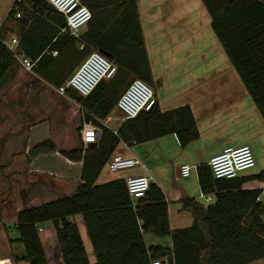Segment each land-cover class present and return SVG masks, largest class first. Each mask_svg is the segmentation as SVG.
Instances as JSON below:
<instances>
[{"label":"trees","instance_id":"trees-1","mask_svg":"<svg viewBox=\"0 0 264 264\" xmlns=\"http://www.w3.org/2000/svg\"><path fill=\"white\" fill-rule=\"evenodd\" d=\"M91 13L85 31L75 39L61 31L65 19L45 0H18L12 4L7 23L20 29L13 54L4 44L9 29L0 26V83H6L17 56L34 62L33 73L55 88L71 76L93 51L111 56L115 76L100 83L86 98L68 92L81 107L82 122L100 131L95 148L57 151L50 142L36 145L31 157L59 152L72 162H81L76 193L38 207L24 208L16 215L13 230L23 255L15 263L91 264L77 225L81 216L92 247V264H249L264 259V206L256 199L260 190H243L241 182L216 180L209 167L198 171L202 193L215 197L212 205L194 200L183 208L193 215L192 226L169 228L167 204L162 192L149 186L135 204L122 179L103 185L96 180L121 143L132 146L174 134L185 146L197 137L187 106L162 113L155 106L126 120L114 131L102 122L114 110L122 87L131 77L152 88L151 72L135 0H81ZM22 16L17 19V12ZM208 12L211 30L264 120V0H212ZM6 26V25H3ZM82 46L76 48V43ZM132 80V81H133ZM131 81V82H132ZM264 184V171L254 176ZM170 238V249L146 246L144 235Z\"/></svg>","mask_w":264,"mask_h":264},{"label":"crops","instance_id":"crops-1","mask_svg":"<svg viewBox=\"0 0 264 264\" xmlns=\"http://www.w3.org/2000/svg\"><path fill=\"white\" fill-rule=\"evenodd\" d=\"M15 1L18 0H0V26L7 23V15ZM211 2L135 0L156 106L162 113L187 106L195 122L197 137L185 146L180 145L174 134L132 146L121 143L113 155H134L140 165L117 174L110 173L105 165L96 180V185H103L124 180L128 176L151 177L150 186L159 189L164 196L171 230L189 228L193 224V215L183 208L185 201L194 200L203 206L214 203L215 197L211 204L199 201L202 192L197 169L207 167L209 159L226 148L249 146L252 149L255 167L251 170L254 172L242 173L236 179L241 182L243 190L264 189V184L253 178L264 171V120L211 30L208 12ZM85 29L80 31L79 36ZM7 33L6 41L9 44L4 39L6 46L11 44L13 38L19 40L20 29ZM22 59L28 58L23 54L17 56L20 64ZM35 76L38 81L31 86L40 89L54 87ZM63 98L72 104L76 103V108L81 110L70 96ZM70 112L73 116L74 109L70 108ZM116 117L114 115L111 122L116 123V127L111 128V123H106V127L112 131L121 125ZM0 127L5 128L0 129V162H6L8 169L20 174L23 183L37 180L44 190L38 201L32 199L29 191L23 196L20 191L19 200L23 199V203L32 205L24 208L38 207L76 193L80 184L81 162H72L57 151L35 157L29 155L36 145L47 139L57 146L49 132L41 134L30 131L28 136L22 133L13 135L9 125L1 122ZM78 148L73 144L67 151ZM183 165L196 167L188 179L180 176V167ZM34 184H37L36 181ZM261 198L263 205L264 196ZM71 221L77 225L92 264L93 252L83 218L75 216ZM144 241L147 247H172L170 238H156L150 233L144 235ZM249 264H264V259Z\"/></svg>","mask_w":264,"mask_h":264},{"label":"built area","instance_id":"built-area-1","mask_svg":"<svg viewBox=\"0 0 264 264\" xmlns=\"http://www.w3.org/2000/svg\"><path fill=\"white\" fill-rule=\"evenodd\" d=\"M52 8L60 13L65 19V28L62 33L77 39L82 28H85L91 20V13L81 4L80 0H45ZM22 11L17 12L16 18L22 16ZM8 49L14 54L18 41L13 38ZM21 66L24 72H31L34 62L28 59L21 60ZM117 72V67L106 57L93 51L83 62L76 68L72 75L65 82L55 88V93L58 96L66 97L70 91L81 98H86L92 94L96 87L102 83L111 80ZM157 104L154 90L145 82L135 79L127 86L123 93L118 98L114 110L103 121L111 123L114 120V115L122 123L126 120L135 119L141 112L151 111ZM84 138L85 148L87 144L95 142L96 128L91 122H84ZM115 132V131H114ZM123 144V143H122ZM126 145V144H124ZM140 165V161L134 155L122 157L113 155L107 162L106 166L110 173L117 174L124 171H129ZM211 174L216 180H233L245 171L255 167V157L252 149L249 146H241L237 148H226L221 153L211 157L207 163ZM196 167L183 165L180 167V176L183 179H188L195 171ZM151 177L146 176H128L124 179L126 191L129 199L135 204L139 199L145 197L149 190ZM264 196V189L257 197V203H261V197ZM199 201L211 204L214 201L212 194L206 195L201 193ZM0 264H9L8 261H0ZM151 264H169L166 260H155Z\"/></svg>","mask_w":264,"mask_h":264},{"label":"rangeland","instance_id":"rangeland-1","mask_svg":"<svg viewBox=\"0 0 264 264\" xmlns=\"http://www.w3.org/2000/svg\"><path fill=\"white\" fill-rule=\"evenodd\" d=\"M4 25L8 27L10 32L19 31L15 22H8ZM3 28L5 26H2V30ZM3 39L6 41L7 35L4 34ZM6 42L9 44L8 41ZM32 71L30 73L24 72L20 62L16 60L12 65V73L7 82L0 83V123L4 122L9 125L13 135L22 133L28 136L30 131L41 134L49 132L55 138L58 147L50 139L43 142H50L56 150L58 149L57 151L61 149L67 151L73 144L76 147L82 145L85 148L83 138L87 124H82L81 110L76 108V103L72 104L65 98L58 96L54 87L49 86L47 89H40L35 85L31 86L32 83L35 84L38 81ZM133 79L131 77L130 81L122 87L120 95ZM70 108L74 109L73 116ZM116 126V123L109 124L111 128ZM0 129L5 128L0 127ZM6 165V162H0V261H8L9 264H27L25 262L15 263L14 256H22L23 248L19 243H10L11 240L17 238L12 229L15 224V214L24 207L32 206L26 202L23 203V199L22 201L19 200L21 198L19 192L21 191L23 196L29 191L32 199L38 201L39 195L44 190L38 185L37 180L31 179L23 183L20 174L8 169ZM249 172H254V170H248L244 173ZM35 181L37 184L33 185ZM262 218L264 222V216Z\"/></svg>","mask_w":264,"mask_h":264},{"label":"water","instance_id":"water-1","mask_svg":"<svg viewBox=\"0 0 264 264\" xmlns=\"http://www.w3.org/2000/svg\"><path fill=\"white\" fill-rule=\"evenodd\" d=\"M75 46H76V48H77L78 50L81 49V44H80L79 42H77ZM99 53L102 54V55H103L104 57H106L107 59L111 60V56H110V55L104 53V52L101 51V50L99 51ZM94 139H95V142L87 144V148H95V147L97 146V142H98L99 139H100V131H99V130L95 132V138H94Z\"/></svg>","mask_w":264,"mask_h":264}]
</instances>
